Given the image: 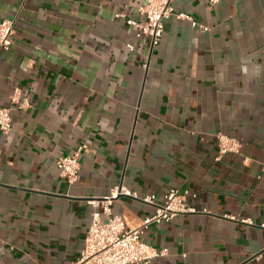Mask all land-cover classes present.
Instances as JSON below:
<instances>
[{
	"label": "crops",
	"instance_id": "0c3cea01",
	"mask_svg": "<svg viewBox=\"0 0 264 264\" xmlns=\"http://www.w3.org/2000/svg\"><path fill=\"white\" fill-rule=\"evenodd\" d=\"M143 4L0 0L16 31L0 49V108L16 89L31 103L0 130V264H73L89 202L120 184L158 203L172 189L197 195L196 214L142 236L168 250L152 264H264V0H177L208 30L173 16L154 49L117 17L142 22ZM219 133L241 152L218 160ZM83 145L70 185L56 162ZM113 209L130 228L155 212L124 197Z\"/></svg>",
	"mask_w": 264,
	"mask_h": 264
},
{
	"label": "built area",
	"instance_id": "2783aa9c",
	"mask_svg": "<svg viewBox=\"0 0 264 264\" xmlns=\"http://www.w3.org/2000/svg\"><path fill=\"white\" fill-rule=\"evenodd\" d=\"M176 1L144 0L143 6L139 8L142 22L125 15H117V17L125 19L127 25L136 29L137 38H148L152 49L161 43L165 33V23L173 16L178 20L190 22L193 28L208 30L200 26L191 15L177 14L174 7ZM209 1L212 5H217L221 0ZM15 34L14 20L1 19L0 49L9 51L12 48V39ZM128 48L133 50L132 45H128ZM11 103L10 108H0V130L4 134H9L13 128L12 108L25 109L31 106L30 100L22 97L20 89L15 90ZM217 143L218 160L229 153L239 154L242 149V144L237 139L222 133L217 134ZM87 148V145H83L74 154L61 156L56 162L59 175L70 185L80 180L82 169L80 158ZM121 197L140 200L147 205L154 206L155 212L146 217L140 227L130 228L122 216L114 213V203ZM196 198L197 195L188 190L172 189L164 197L162 203H158L157 196L140 197L138 193L123 184L112 188L107 197L89 202L94 209L91 214V223L81 257L73 264H152L156 258L166 256L168 250L154 249L143 241L142 236L154 225L171 223L177 217L196 214L197 210L190 202L191 199ZM229 218L235 219L234 217ZM244 222L251 225L253 223L251 220ZM260 227L264 229V224Z\"/></svg>",
	"mask_w": 264,
	"mask_h": 264
}]
</instances>
